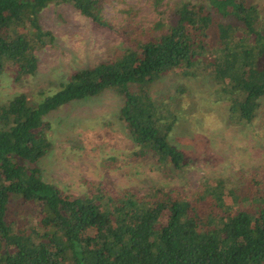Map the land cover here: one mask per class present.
I'll list each match as a JSON object with an SVG mask.
<instances>
[{
    "label": "trees",
    "instance_id": "obj_1",
    "mask_svg": "<svg viewBox=\"0 0 264 264\" xmlns=\"http://www.w3.org/2000/svg\"><path fill=\"white\" fill-rule=\"evenodd\" d=\"M58 1L112 27L104 14L111 0H0V84L8 65L19 78L36 73V49L50 37L40 14ZM258 3H176L155 24L159 31L136 47L76 71L50 95L21 92L0 104V264H264L263 170L243 188L220 178L192 194L158 187L140 196L93 184L86 196L73 197L46 181L38 165L53 147L46 116L112 89L124 99L121 118L138 146L134 157L151 154L162 169H184L188 158L171 141L179 119L174 104L150 94L171 72L208 73L229 123L253 122L264 97ZM36 202L38 214L20 224L14 213Z\"/></svg>",
    "mask_w": 264,
    "mask_h": 264
},
{
    "label": "rangeland",
    "instance_id": "obj_2",
    "mask_svg": "<svg viewBox=\"0 0 264 264\" xmlns=\"http://www.w3.org/2000/svg\"><path fill=\"white\" fill-rule=\"evenodd\" d=\"M182 1L187 0H111L104 14L112 27L95 24L71 4L51 3L40 14L42 28L50 37L36 49V73L19 78L18 69L8 65L1 79L0 104L21 92L32 98L39 91L50 95L76 71L136 47L137 40L156 34L155 24ZM256 1L264 22V0ZM215 88L208 73L189 77L178 72L151 87L153 98L169 99L177 111L171 141L188 158L184 169H162L151 154L134 157L138 146L121 118L124 99L108 89L73 100L46 116L53 147L38 164L44 179L73 197L86 196L93 184L118 192L130 189L140 196L158 187L192 194L220 178L229 188H243L253 174L264 171V97L253 122L234 125ZM39 209L40 202L30 203L23 215L15 212L14 218L20 224L30 222Z\"/></svg>",
    "mask_w": 264,
    "mask_h": 264
}]
</instances>
